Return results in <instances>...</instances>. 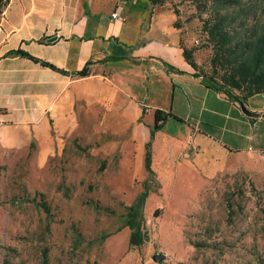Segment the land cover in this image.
<instances>
[{"label":"crops","instance_id":"crops-1","mask_svg":"<svg viewBox=\"0 0 264 264\" xmlns=\"http://www.w3.org/2000/svg\"><path fill=\"white\" fill-rule=\"evenodd\" d=\"M176 20L152 0H9L0 16V164L34 145L44 165L78 102L99 99L132 141L121 164L146 172L149 152L152 170L165 173L161 187L263 167L264 94L239 103L195 77ZM157 111L172 117L152 136Z\"/></svg>","mask_w":264,"mask_h":264},{"label":"rangeland","instance_id":"rangeland-1","mask_svg":"<svg viewBox=\"0 0 264 264\" xmlns=\"http://www.w3.org/2000/svg\"><path fill=\"white\" fill-rule=\"evenodd\" d=\"M162 1L182 45L212 72L218 49L204 28L213 0ZM116 110L99 99L78 102L75 123L55 138L44 165L34 145L3 158L0 264H264V166L203 185L181 179L161 187L158 172L143 215L148 240L130 246L126 209L145 192L148 174L121 164L133 149Z\"/></svg>","mask_w":264,"mask_h":264},{"label":"trees","instance_id":"trees-1","mask_svg":"<svg viewBox=\"0 0 264 264\" xmlns=\"http://www.w3.org/2000/svg\"><path fill=\"white\" fill-rule=\"evenodd\" d=\"M152 2L156 5L163 1ZM212 5L214 17L206 23L204 30L207 42L212 44L214 49H218L216 58L219 61H214L212 72H203L195 61L194 49H189L181 43L184 57L196 71L195 77H202L210 88L224 92L230 100L246 103L250 98L264 94V0H213ZM2 12L0 9V15ZM9 55L40 62L24 51H12ZM41 63L55 69L48 63ZM81 75L86 76L87 71ZM169 117L172 115L156 112L152 136ZM146 172L148 179L145 182V192L126 209V227L131 231L132 248L141 247L148 240V235L142 228L143 215L151 188L149 184L156 182L149 152L146 157Z\"/></svg>","mask_w":264,"mask_h":264},{"label":"built area","instance_id":"built-area-1","mask_svg":"<svg viewBox=\"0 0 264 264\" xmlns=\"http://www.w3.org/2000/svg\"><path fill=\"white\" fill-rule=\"evenodd\" d=\"M112 16H113V18H116L117 17V13H114Z\"/></svg>","mask_w":264,"mask_h":264},{"label":"water","instance_id":"water-1","mask_svg":"<svg viewBox=\"0 0 264 264\" xmlns=\"http://www.w3.org/2000/svg\"><path fill=\"white\" fill-rule=\"evenodd\" d=\"M52 41H53V40H52ZM204 83L208 85V82L205 81Z\"/></svg>","mask_w":264,"mask_h":264}]
</instances>
